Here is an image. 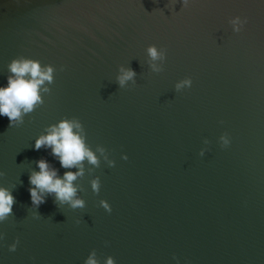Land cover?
I'll return each mask as SVG.
<instances>
[{
    "label": "water",
    "instance_id": "1",
    "mask_svg": "<svg viewBox=\"0 0 264 264\" xmlns=\"http://www.w3.org/2000/svg\"><path fill=\"white\" fill-rule=\"evenodd\" d=\"M21 57L55 71L22 124L0 116V187L15 199L0 264H85L93 250L99 264H264V0H0V88ZM120 67L135 84L120 87ZM73 118L99 166L35 150ZM41 159L62 180L83 173L72 181L83 209L39 189L32 206Z\"/></svg>",
    "mask_w": 264,
    "mask_h": 264
},
{
    "label": "clouds",
    "instance_id": "2",
    "mask_svg": "<svg viewBox=\"0 0 264 264\" xmlns=\"http://www.w3.org/2000/svg\"><path fill=\"white\" fill-rule=\"evenodd\" d=\"M187 2L188 0H182V5L186 6ZM230 23L233 26V30L239 32L243 22L237 17L230 21ZM146 51L151 61H164L166 59V50H160L158 52L157 47L154 45L149 46ZM149 67L156 73L163 71L162 67L157 68L155 64L150 63ZM9 71L12 75H9L7 78L8 86L0 88V116L7 117L10 122L9 126H14V122L22 124L23 115L32 113L38 106L44 103L40 95L41 90L48 94L50 89L48 87H43L42 89V86L46 82L48 84L53 83L55 70L52 66L42 68L39 61L21 57L10 63ZM119 71L121 74L116 79L121 88H124L128 81H132L135 84L134 77L136 73L133 70H125L123 67H120ZM191 84V79H184L175 85V90L179 91L182 86L191 87ZM74 128L78 131L74 132ZM82 132L85 134V130L78 119L61 120L58 125L51 126L48 135L36 140L35 150H39L45 146L50 147L52 149L51 154L59 158L60 165L63 168H71L85 159L91 164L99 166L97 157L86 147L85 136L80 134ZM220 140L223 141L222 146L225 147L230 143L227 135L221 136ZM204 143L207 144L208 141L205 140ZM98 151L101 154H105L106 152L104 148H98ZM205 151L206 149L201 150L200 155L203 156ZM122 158L127 159L126 156ZM105 159H107L106 155ZM108 165L109 167H113L114 161H109ZM37 167L40 171L38 173L34 172L29 176L30 185L34 186L29 188L33 207L38 209L40 205L45 203L44 196L38 194L37 189L40 190V193H55L54 203L56 201L69 202L73 209H83L85 207L84 201L73 199L76 195V189L73 187L72 181L77 178V175H82V172L77 174L66 172L62 180L57 178V171L55 169H49V164L46 160H39ZM2 175L3 173H0V176ZM92 190L96 194L99 193V178L92 181ZM14 203L15 199L12 192L0 187V220L13 214L12 209ZM100 206L111 213L112 209L106 201L101 200ZM35 218L38 219L39 215ZM18 243L19 241L17 240L16 243L10 246L9 251L14 252ZM85 264H99L96 259L95 250L90 253ZM106 264H114L113 258L108 257Z\"/></svg>",
    "mask_w": 264,
    "mask_h": 264
}]
</instances>
